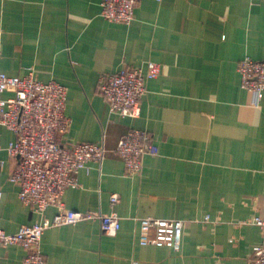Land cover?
<instances>
[{"label":"crops","instance_id":"crops-1","mask_svg":"<svg viewBox=\"0 0 264 264\" xmlns=\"http://www.w3.org/2000/svg\"><path fill=\"white\" fill-rule=\"evenodd\" d=\"M101 2L0 0V72L65 85L71 128L61 139L104 140L108 149L78 174L64 206L121 217L112 234L98 220L48 228L46 263L250 264L264 243L250 223L264 219V93L243 89L237 67L246 56L264 59V0H139L130 24L106 20ZM151 61L160 73L148 81L140 116L112 113L100 78ZM134 129L151 133L159 153L129 175L115 148ZM0 136V228L52 220L58 207L43 217L19 198L10 180L18 158L7 150L15 135L2 127ZM141 217L183 220L181 248L141 243ZM25 256L19 244L0 245V264Z\"/></svg>","mask_w":264,"mask_h":264},{"label":"built area","instance_id":"built-area-1","mask_svg":"<svg viewBox=\"0 0 264 264\" xmlns=\"http://www.w3.org/2000/svg\"><path fill=\"white\" fill-rule=\"evenodd\" d=\"M139 0H102V16L115 23L130 24L135 18ZM0 32V54H1ZM243 89L261 97L264 93V59L246 56L238 63ZM160 73V65L149 62L146 69L125 68L99 81V91L106 98L110 111L121 117L137 118L141 114V101L148 91V81ZM10 92L12 96L5 97ZM68 88L55 81L43 82L33 73L26 76H10L0 72V129L14 133L7 150L18 158V166L10 180L19 184V198L34 214L44 217L50 207H58L52 220L23 225L15 233L0 228V245H21L26 256L23 264H47L42 252V238L51 227L98 220L103 233H117L121 217L99 211H78L64 206L63 196L67 189L79 185L78 174L89 172L92 163H102L108 149L104 140L98 142L67 143L61 139L71 128L66 114ZM2 142L0 136V151ZM115 153L124 162L126 173L139 174L146 155H157L158 145L151 133L134 129L117 143ZM119 195H112L111 203H119ZM2 192L0 190V206ZM208 220V217L206 218ZM139 238L141 243H152L179 250L182 244L184 221L141 217ZM262 228L264 219L250 221ZM250 264H264V243L254 248Z\"/></svg>","mask_w":264,"mask_h":264}]
</instances>
